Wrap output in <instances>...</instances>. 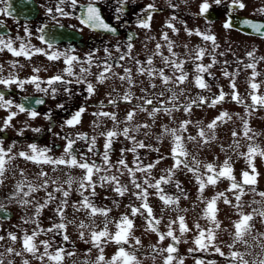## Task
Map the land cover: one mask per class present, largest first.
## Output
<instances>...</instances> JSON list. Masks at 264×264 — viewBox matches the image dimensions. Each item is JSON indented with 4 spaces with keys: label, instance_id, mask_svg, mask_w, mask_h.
Wrapping results in <instances>:
<instances>
[{
    "label": "rangeland",
    "instance_id": "obj_1",
    "mask_svg": "<svg viewBox=\"0 0 264 264\" xmlns=\"http://www.w3.org/2000/svg\"><path fill=\"white\" fill-rule=\"evenodd\" d=\"M4 1L0 0V17L5 16L3 12ZM81 1L89 0H77V4ZM97 2H105L110 6L111 2H118L120 4L124 0H97ZM203 2L204 0H126V3L129 5V11L123 15L124 21L125 24L132 23L131 27L137 33V37L132 41L133 47L131 50H138L137 55H139L138 60L141 62L140 66L147 68L146 61L151 57L153 68H164L165 75L172 77L174 69L170 66H165L162 57L168 56L169 59H176L177 62L181 60L185 61L183 71L187 73V79L183 84L179 86L176 84L164 86L159 77H156V87L152 88L150 85L154 83L149 84L152 78H149L147 74L140 75L137 69H131L134 87L129 88L127 81L122 82L117 77H113L111 80L108 79L106 81L107 83L110 80L108 85L103 83L99 87L94 86L95 91L91 96L93 103L90 106V111L83 113L85 119L83 124L77 125L74 128L63 126L47 128L49 132L46 135L38 134L33 129L24 127L23 121L25 122L29 118H19L18 120L14 118L10 122V126L5 127L3 122L8 116V109L0 108V128L4 129L0 131V141H2L0 147H3L5 151L11 148L9 156L13 157V159H10L5 164L4 175L0 177L3 180V183L0 184V205L14 211V216L11 219L0 218V235L7 237L8 232H12L18 237L15 243H12L7 238L0 241V260H3V264H9V261L12 264H23L24 260H27L29 264H53L47 257L41 261L36 259L31 253L24 252L21 237L24 232L31 234L33 230H47L52 228L54 224L62 222L55 212V209L63 199L61 192L54 193L55 200L49 201L48 206L41 211L38 217L35 215V207L37 204L44 203L47 199V192H53L57 187L69 190V186L66 183L69 177L73 178L74 183L71 185L68 204L64 209L63 222L67 225L66 230L63 232H41L35 241L38 245L37 255H40L44 251L41 241H49V253H55L61 247L65 249L62 264H96L97 257L101 253L99 249L93 248L91 243H85L86 240H90V233L92 231L99 232L103 230L107 222L108 231L114 234L117 231L116 222L122 216L127 215L133 221L131 236L138 238L141 243L136 245L135 240L130 238L129 243L123 245V247L129 252L135 249L136 258L140 264H165V258L168 254L160 250L166 249L173 241L171 238L160 241L155 232L145 231L147 225L144 216L140 214L136 216L131 215L129 205L138 207L141 203V201L133 196V192H138V189L132 186L127 169L119 168L117 162L123 159L129 168L135 170L136 164L147 166L159 159L160 162L148 172H135L136 181L145 188H147V185H144L145 179L150 180L151 183H155L161 177L167 178L169 176L168 170L172 169L174 165V160L171 158L173 137L169 134H163L164 128L166 126L168 129H179L181 122L186 120H190L191 123L187 125V130L182 133V136L185 148L189 154L187 160L190 165L192 164L193 157H195L202 173L206 164H213L215 169L219 171L225 160H227L233 170L232 175L237 182L241 181V174L247 171L250 175H256V184L254 185L255 191H252L251 186H244V194L241 195L239 202L242 205L240 208L232 206L237 203L235 200L237 193L235 191H228L231 184L227 179L221 178L215 186L207 185L201 196L198 191L199 185L197 184L196 176L183 167V165L172 173V183L161 184L164 194L179 197L177 204L165 208L163 202L156 194V190L148 188L147 203L153 210V217L160 220V223L156 225L158 230L162 233L167 232L169 221H176L172 225V229L180 242L175 244L177 251L173 254L175 259L172 264H178L180 261H182V264H197V261H201L203 264H233L230 259H226V257H230L232 251L241 253L247 264H260L261 261H264V237L261 235L264 234V219L253 212L254 209L264 211V197L258 194L264 192V157L255 155L252 158V166L255 168V173L252 172V168L249 167L246 160L250 146L264 151V107L256 106L255 110L252 107H245L246 105H252V90L249 87V83L253 70L245 67L246 64L253 62L247 55L249 52H253L256 61H258L255 71L259 75L256 76L254 81H251L260 85L255 94L264 96V60L260 59V57H264V38L245 35L232 27H224V21L231 10L236 13L264 18V15L257 12V9L264 7V0H241L245 5L242 10L230 9L229 5L232 3V0H222V3L219 5L215 3V0H207L210 5L209 9L217 12V19H207L204 15L200 14V6ZM69 3V0H66L63 7ZM149 4L154 5L155 8V11L151 13L150 28H139L137 27V22L142 18V9ZM172 17H175V19H172ZM13 22L16 21L8 18V23ZM17 23L21 24L22 22ZM168 23H171L177 31L173 32L172 29L168 28L166 26ZM185 29L193 33L198 30L201 33L214 36L216 47L214 48L212 41H205L202 37L194 34L188 35ZM17 30L19 31V29ZM164 33H167L168 38L173 42V51L177 56L173 57L168 52L167 42L162 39ZM1 37L5 41H8V36ZM95 38L107 40L110 44L114 43L115 45H118L116 43L118 40L124 39L122 43L123 48H125L124 45L127 43L125 37L116 38L96 35ZM29 39H32V37H29ZM157 44L161 45V55H154ZM201 48L205 50V55L203 59L197 60L195 58V50ZM124 53H127V49ZM132 53H130V56L137 57L135 52ZM213 58H215L216 63L213 64L208 72L203 74V79L209 87L207 89H200L195 85L196 65L201 64L206 66L211 64ZM225 71L230 73L229 77H225ZM175 75L179 76L180 72L176 71ZM0 78H8L7 48L0 51ZM140 81H143V83L139 84ZM233 81L235 82L236 92L243 103H236L231 98L233 90L230 84ZM0 87L8 88L4 85H0ZM168 88H171L176 93L174 103L180 108L179 111H173L171 115L159 112L153 120L148 114L152 108L149 106L147 107V111L135 109L136 115L132 121L128 122L126 121L127 113L134 110V107L123 103H118L120 106H108L110 98L122 100L121 97L124 93L130 91L132 99L136 101H142L143 99H137V97H143L154 100L156 107H159L161 102H164L166 107H172L171 103H167L172 96V92H169ZM141 89L145 91H141ZM221 89L225 93L224 101L218 103L215 107H209L208 105L219 95ZM161 93H163L162 96L160 95ZM4 97L6 100H11L13 106L19 104V96L15 100L9 99L8 95H4ZM200 97L205 99V104H199ZM194 100L197 103L192 105L190 114L185 113L181 106L190 104ZM101 102H103L104 107L100 106ZM135 104L137 103L135 102ZM10 108L14 109L13 107ZM15 109L17 108L15 107ZM101 111L115 113L116 123L108 117L92 115L94 112L98 113ZM223 112L228 113L231 119H228L226 116L223 121H217L214 129L215 139H211L213 131L207 129L206 126ZM244 121H247L250 129L247 137L244 134ZM143 124H147L149 127H141L138 131L129 132V136L134 137V140L125 138L123 135L113 138L109 150V164L112 167L108 169L103 160L105 136L102 133L106 134L110 130L122 133L125 127L136 129L138 125ZM201 128L205 130L209 138V143L203 144L202 147V141L199 140V137H197L196 142H189L187 139L189 136H197ZM75 129L79 132L87 131L89 133L90 142L82 144L83 146L92 145V138L95 137V145L94 147L92 145L93 150L89 158L90 163L98 160V162L94 163L101 168V171L94 173L92 176V181L96 185V195H91V189L84 191V195L89 196L97 208L110 209L106 218L99 214L90 217L88 211H75L72 207L73 204L78 205L82 199L78 189L79 182L85 175L83 169L59 165L53 170V166L50 164L37 165L19 156L20 152H30V144H35L39 149L47 148L49 144H52L54 148L56 143L63 142L61 143V149L56 150L54 148L53 151L48 152V155L53 159L59 158L64 155V148L66 146L64 140L60 137L63 133L72 130L76 131ZM3 132H7L8 136H4ZM233 132L236 133L235 136H233ZM137 142H143L145 147H138ZM97 147L100 148L99 154L96 152ZM133 147H136V151H129ZM152 149H158V151H153ZM5 159L7 160L8 157H5ZM180 159L184 158L180 157ZM41 171L46 172L47 176L41 178L38 175ZM113 175L118 177L121 186L127 187V191L123 196L118 195L113 190L114 184L100 180L101 176L110 177ZM45 179L48 181L46 191L41 189L32 193L29 197H23L21 193L19 198H12L15 196L16 185L18 183H24L23 191L26 192L28 191L29 184L39 186L43 184ZM53 181H56V183L54 184ZM176 182H179L183 193L177 189ZM220 192H223L228 197L231 204L226 205L223 202V198L217 200L216 219L220 222V227L215 229V239L209 244L208 248L201 250L194 243L195 238L199 235V231L195 225L198 223L205 230L214 227L207 219L203 218L206 204L202 200L209 201ZM185 195L187 199L184 198ZM18 199H28L30 203L27 206H21ZM162 209L164 210L162 211ZM184 209L187 211H184ZM240 212L253 214L254 218L250 222L252 232L250 235L245 236L246 245L236 243L233 248H229L228 245L233 244L235 231L233 222L239 220ZM178 216L185 218L188 231L183 234L179 231ZM33 217H35L37 223L24 222L26 219ZM81 222L88 225V227L81 229ZM81 232L84 233V239L80 238ZM65 234L69 238L67 241L63 239ZM130 245L134 246V249ZM153 246H155V250ZM9 247L14 249L11 254L7 252ZM102 247L106 262L112 259L120 246L112 242H102ZM216 247H219L225 255L221 256L218 254L215 250ZM16 252H20L21 255H15ZM68 252H72L74 255L68 256Z\"/></svg>",
    "mask_w": 264,
    "mask_h": 264
},
{
    "label": "snow or ice",
    "instance_id": "obj_2",
    "mask_svg": "<svg viewBox=\"0 0 264 264\" xmlns=\"http://www.w3.org/2000/svg\"><path fill=\"white\" fill-rule=\"evenodd\" d=\"M66 2V0H59V4L56 7V12L60 13L61 15H67V13L64 12V9L61 5H63ZM71 5L76 6L77 0H69ZM126 2V0H124ZM97 0H89V3L87 6H84V11L82 15L79 17L80 24L83 25L84 27H87L91 30H102L105 32L109 33H115L116 29L111 27L108 23L105 22V20L102 18L100 14L99 8L96 6ZM215 3L217 5L222 3V0H215ZM210 5L208 4L207 0H204V2L200 6V14L203 15L205 14ZM245 5L244 3L241 2V0H232V3L229 5L230 9H244ZM122 11L121 7H117L116 12L120 13ZM155 11L154 5L149 4L147 5L144 9H142V18H140L137 22V27L142 28V29H149L150 28V21H151V13ZM49 12H51V9H49ZM257 12L260 13L261 15H264V7H261L257 9ZM7 13V10H5V14ZM172 19H175V17H172ZM244 23L250 27L254 32L259 34L260 36L264 37V23H254L252 21L245 20ZM168 28L172 29L173 32H176L177 30L175 27L171 24L168 23L166 25ZM225 28H231L232 23L231 20H227L224 24ZM82 30V29H81ZM43 31V29H41ZM185 31L188 32V35H197L202 37L203 40L205 41H212L214 48L216 47L215 45V37L212 35L204 34L199 32L198 30L193 33L192 31L185 29ZM41 41L44 40V37H40ZM134 39L133 35L128 36V42L124 45V47L127 49L126 54H120L116 58V66L121 67L119 61H123L126 58H131L130 53L131 49L133 47L132 41ZM162 39L167 42V48L168 52L173 56H177V54L173 51V42L168 38V34L164 33L162 35ZM51 48L52 45H49ZM185 47H187L185 45ZM4 48H7L9 52H11L14 56H25L26 58H30L29 52L31 51L26 45L23 43L21 44L20 48L14 49L12 47V42L5 41L2 37H0V51H3ZM160 48L161 45L157 44L156 45V51L154 52V55H161L160 53ZM106 56L105 60L103 63H96V67L102 68V71L99 73V75L96 77L97 83L103 84L106 80L111 79V77L108 75V73H112L113 76H116L117 74L113 72V64L110 63V61L113 60V57L111 56V53L109 52V49L105 48L104 49ZM120 51L119 46H117V52ZM36 52H40L39 49H36L32 54H35ZM46 54V53H45ZM205 55V50L204 49H197L195 50V58L197 60L203 59ZM223 55V53H221ZM248 57L253 60L252 63H248L245 65L246 68L252 69V76L250 77V83L249 87L252 90L251 93V100H252V105L251 106H245L247 107H252L253 110H255L256 106L264 107V96H258L255 94V92L259 89L260 85L251 82L254 81L256 76L259 75L255 71L256 69V61L255 55L253 52H249ZM63 56V62L66 65L64 68V73L68 76H73V64L74 62L77 64L80 63H85L88 65V67H81L80 72L81 74L84 73H90V69L93 66V56L94 53H89L87 58L81 62L80 59L77 56L74 55H68L67 53H60V52H53L51 55H48L47 58L49 60H57L60 59V57ZM261 60H264V57H260ZM163 63L165 66H170L174 69V73L172 77H169L165 75L164 68L160 69H155L152 67V58L149 57L146 61V64L148 65L147 68L140 66L138 67L137 71L140 75L147 74L149 78H156L159 77L161 80V83L164 86H167L169 84H176L179 86L180 84H183L186 79H187V73L183 71V66L185 61H179L177 62L176 59H169L168 56H163L162 57ZM215 58H213V61L211 64L208 65H201L197 64L195 71H196V77H195V85L196 87L200 89H207L209 86L206 84L205 80L203 79V74L208 72L210 68H212L213 64H215ZM137 65H141V62L139 60H136ZM14 66V65H13ZM179 71L180 75L176 76L175 72ZM33 72L38 73L39 69H33ZM225 77H229L230 73L227 71L224 72ZM119 79L124 82L127 81L129 88L134 87V83L132 80V75H131V69L124 68V75L119 76ZM77 83H83V79L81 77L76 78ZM26 83H32L35 84L37 87L38 91L41 92H47L48 89L46 88H40V81L38 76H33L32 78L28 80H17L15 77H8V78H0V85H4L5 87H8L12 84H17L19 86H23ZM45 83L48 85H53L56 83H69V81H65L62 76L57 75L54 77L49 78ZM152 88H155V84L150 85ZM230 87L232 88V100L235 101L236 103H243L241 98L239 97V94L236 92V86L235 82L233 81L230 84ZM55 91V90H53ZM94 87L93 84L88 83L87 84V92L89 95L94 94ZM115 91V89H113ZM141 91H145L144 89H141ZM169 92H172V96L170 100L167 103H171L172 107H166L164 102H161L159 107H156L153 104V101L151 99L143 98V97H137V99H143L142 104H137L134 107V110L129 111L126 116V121L130 122L133 120L134 116L136 115L135 109H139L140 111H147V108L145 107L146 105L152 106L151 111L148 113L150 117L155 118V115L159 112H164L167 115H171L173 111H179L180 108H178L174 101L176 100V93L172 91L171 88H168ZM182 94V93H181ZM161 96L163 93L160 94ZM27 99V98H26ZM121 99L126 102V103H131L132 101V94L131 92H125L124 95L121 97ZM225 99V93L223 90H220L219 95L211 101V103L208 105L209 107H215L218 103H222ZM37 104H42V100H37ZM108 103L110 105L115 106L117 101L115 99H109ZM197 101H192L190 104H185L182 105L181 107L185 111V113L191 112V108L193 104H196ZM206 101L203 97L199 98V104H205ZM101 107H104L103 102H101ZM13 107V102L11 100H6L3 93H0V108H4L7 110L8 108ZM15 107L18 109L19 112L23 113L28 111L30 118L34 119L38 115V113L35 110H29L25 107L24 104H17ZM59 107H63V105H59ZM85 111L83 107H81L77 112H75L71 119L67 120L65 123L69 127H74L76 124L80 122V118L82 113ZM17 113L16 112H11L7 118L4 120V126H10V122L12 119L15 117ZM93 116L97 117H108L111 119L114 123H116V114L115 113H109V112H94L92 114ZM228 117V119H231L230 116H228V113L223 112L221 113L218 117H216L215 120H213L211 123H209L206 127L209 130L213 131V135L211 139H215L214 135V129L216 127L217 121H223L224 117ZM45 118L48 119L49 116L46 114ZM190 120H186L181 122V125L179 129H168L166 126L164 128V133L163 134H169L173 137V146L171 148V158L174 160V165L172 169H169V176L167 178L161 177L160 180H157L155 183H151L150 180L145 179L144 180V185H147V188H145L143 185L138 183L135 179V172H142L146 173L148 172L151 168H154L156 164L160 162V160H156L154 163L148 164L147 166H143L141 164H136L135 170L132 168H129L128 165L125 163L123 159H120L117 163L119 165V168H124L127 169L130 180L132 183V186L135 189H138V192H133V196L136 197L137 200L141 201L140 205L138 207L129 205L131 208V215L136 216L137 214H140L144 216L145 222L147 227L145 228V231H151L155 232L160 241H163L166 238H171L173 243L169 244V246L166 249H162L160 251L166 252L168 255L165 258V264H172L173 260L175 259L174 253L177 251L175 244H178L180 241L174 234V231L172 229V225L176 223V221H169L168 224V231L167 232H160L156 225L160 223V220H157L153 217V210L147 203L148 199V188H153L156 190V194L158 195L159 199L163 202V205L165 208H167L170 205L177 204L179 201V197H172L164 194V189L161 187V184H169L172 183L171 180V175L174 172L175 169L179 168L181 165L183 167L187 168L189 172H191L194 176H196L197 184L199 185V193L202 196L204 189L207 185H213L215 186L217 182L223 178L227 179L231 186L228 189V191H235L237 194L235 195V200L237 203L235 205H232L233 207L240 208L242 205L239 203L241 200V195L244 194V186H251L252 191H255L254 185L256 184V175L252 174L250 175L249 172L245 171L241 174L242 179L241 181L237 182L235 177L232 175V168L229 165L228 161L225 160L224 164L221 166L219 171H217L214 167L213 164H206L204 165V172L202 173L200 170V165L199 163L195 160V157H193L192 164L190 165L188 163L187 157H188V152L185 148L184 144V138L182 136V133L187 130V125L190 124ZM148 128L149 125L143 124V125H138L136 129H129L125 127L122 131V133H117L115 130H110L106 134L102 133V135L105 136V144H104V154H103V160L105 165L107 166L108 169L112 167V165L109 164V150L111 148L112 140L118 135H123L125 138L128 139H133L134 137L129 136L130 131H138L139 128ZM3 128H0V131H3ZM33 131L39 132L40 129H33ZM250 131L248 127L247 121H244V134L247 137L248 132ZM236 133L233 132V136H235ZM197 137H199V140L202 141L201 147L203 144L209 143V138L207 137V134L203 128H201L197 136H189L187 139L189 142H196ZM67 141L66 146L64 148V155L53 159L48 155V152L50 149L47 148H37L35 144H30L29 149L30 152H20L19 156L22 157L25 160H29L34 164L41 165V164H50L53 166V170H55L56 166L59 165H64L66 167L72 168V167H78L80 169H83L85 172V175L79 182V194L82 197V199L79 201V204H73L72 207L75 209V211H81V210H86L88 211V214L90 217H94L96 215H102L105 218L108 215V212L110 209L106 208H97L91 201L89 196L84 195V191H87L88 189H91V195L95 196V188L96 185L92 181V176L94 173H99L101 171V168L96 165L94 162L89 163L87 162V159L85 157H81L80 160H77L76 156L73 154V144L75 141L71 138L68 137H62ZM78 139L84 140L87 139L85 135H80ZM250 139V138H249ZM0 144H2V141H0ZM92 145L94 147L95 145V137L92 138ZM137 146L140 148L145 147L143 142H137ZM93 148H89V151H92ZM153 151H158V149H152ZM129 151L135 152L136 147H133L132 149H129ZM11 152V148L8 149V151H5L3 147H0V177H3L4 172H5V164L8 163L10 159H13V157L9 156V153ZM123 152V150H122ZM255 155H260L261 157H264V151H260L258 148H253L249 147L248 154L246 156V160L249 164V167L252 168V172L255 173V168L252 166V158ZM5 157H8L6 160ZM180 157H183L184 159H180ZM139 159V158H137ZM118 168V170H119ZM22 174V173H21ZM123 174V173H121ZM41 178H44L47 176V173L44 171H41L38 174ZM100 180L102 182L106 183H112L115 185L114 191L118 194L123 196L125 192L127 191L126 186H121L119 183V179L117 176H101ZM3 183V180L0 179V184ZM55 184L56 181H53ZM66 183L69 186V190H64L63 187H57L54 189L53 192H47V199L44 201L43 204H37L35 207V215L38 217L41 211L48 206L49 201L55 200V192H61L63 199L60 201L59 205L55 209L56 215H58L61 219L62 222L54 224L52 228H49L47 230H33L31 234H28L27 232H24L23 236L21 237V242H22V249L24 252L31 253L36 259L43 261L45 257L53 264H62V261L64 259L65 255V249L58 248L55 253H49L48 248H49V241H41V244H43L44 251L40 255H37L38 252V245L36 244V237L41 234L43 231L47 232H63L66 230L67 225L63 222L64 220V209L68 204V198L70 196V189L72 183H74V180L72 177H69ZM176 187L183 193V189L181 188L179 182H176ZM48 188V181L45 179L43 184L39 186H33L31 184L28 185V191H23L24 189V183L20 182L16 185V193L15 196H13V199H17L20 197L21 193L23 194V197H29L31 196L32 193L40 191L41 189H44L45 191ZM82 190V191H81ZM261 197H264V192L258 193ZM185 199H187V196H184ZM223 198V202L226 205H230L231 201L228 199L227 196L223 192L217 193L216 196H214L211 200L209 201H203L206 204V207L204 209V217L209 221L210 224L214 225V227H210L207 230L203 229L200 227V225L197 223L195 225L196 229L199 231V235L195 238L194 243L197 245V247L201 250H205L208 248L209 244L215 239V229H218L220 227V222L216 219V213H217V207L216 203L217 200ZM18 202L21 204V206H27L30 201L28 199H18ZM164 209H162L163 211ZM0 211H4V208L2 205H0ZM184 211H187L184 209ZM253 212L256 215H259L262 219H264V211H260L257 209H254ZM239 220L233 222V227H234V235H233V244L228 245L229 248H233L236 243H241V244H247V241L245 240V236L250 235L252 232V225L251 221L253 220V214H244L243 212L239 213ZM178 221H179V231L181 234L184 232L188 231L187 226L185 224V218L183 216H178ZM25 223H37L35 217L31 219H26L24 221ZM70 223V222H69ZM116 229L117 231L113 234L108 231L107 228V222L105 223V227L103 230L97 232V231H92L90 233V240H86L85 243H91L93 248H97L100 251V255L97 257L96 264H140V262L137 260L136 255H135V249L134 246L130 245V247H133V251L129 252L127 251L123 245H126L129 243V239L132 238L135 240V244L139 245L141 242L138 238L132 237L131 232L133 228V221L129 219L127 215H124L120 218L119 221L116 222ZM88 225L84 224L81 222L80 228L81 229H86ZM262 237H264V234H261ZM10 240L12 243H15L18 239L17 235L12 232H8L7 237L4 235H0V241H3L5 239ZM80 238L84 239V233H80ZM63 239L67 241L69 238L65 234L63 236ZM255 239V238H254ZM207 241V242H206ZM102 242H112L115 243L116 245L120 246L117 253L112 257L110 261L105 262V258L103 256V247H102ZM154 250H155V246ZM216 252L220 254L221 256H224L225 254L221 251L219 247L215 248ZM14 251L13 248L9 247L7 249L8 253H12ZM191 251V249H190ZM15 255L19 256L21 255L20 252H16ZM68 256L74 255L72 252L67 253ZM226 259H230L233 264H247V261L243 259V255L237 251H232L230 254V257H226ZM0 264H3V260H0ZM9 264H12L11 261H9ZM23 264H29L27 260L23 261ZM178 264H182V261L178 262ZM197 264H203L201 261H197ZM260 264H264V261H261Z\"/></svg>",
    "mask_w": 264,
    "mask_h": 264
},
{
    "label": "flooded vegetation",
    "instance_id": "obj_3",
    "mask_svg": "<svg viewBox=\"0 0 264 264\" xmlns=\"http://www.w3.org/2000/svg\"><path fill=\"white\" fill-rule=\"evenodd\" d=\"M5 2L6 0L4 1V5ZM36 2L38 4V13L34 18L19 19L8 14V12L5 14V16L0 17V21L4 22L9 28V32L7 34L0 35V37L8 36V41L10 40L12 42V47L14 49L18 50L23 43L31 50L29 52L30 58H26L23 55L14 56L11 52L8 51V77L12 76L17 80H28L33 76H38L40 81V88H46L48 89V91H38L36 85L32 83H26L22 87L17 84H12L8 86V94L3 95H8L9 99L14 100L19 96V101L22 96L26 95L41 96L44 100L42 104L27 108L29 110H35L38 113V115L36 116L37 119L30 118L28 111L23 113L19 112L18 109H15V106H13L14 109L8 108V115L11 112H16L17 114L14 118H16L17 120L19 118H29L28 120H25V122L23 121V126L30 129L38 128L40 129V131L36 133L46 135L49 132L47 128L62 126L69 127L65 122L71 119L72 115L81 107L85 109L83 113H86V111H90V106L92 105L93 101L91 100L92 95H89L87 92V84L91 83L93 84V87L101 86V84L97 83L96 77L102 71V68L96 67L95 65L96 63L104 62L106 56V53L104 51L105 48L109 49V52L113 57V60L110 61V63L113 64V72L117 74L116 76H113L112 73H108L111 79L113 77L119 78V75H124V68L134 70L138 69L140 65L136 64V60L139 59V55H137L138 50H131V53L135 52L137 57L134 56V58L131 56V58H126L123 61H119L120 65H122L121 67L116 66V58L120 54H125L124 52L126 49L123 48L122 44L124 39L118 40L116 42L118 43V45H115L114 43L110 44L107 40L95 38V36L98 35L116 38L125 37V39H127V31L129 29H132L133 27H131L132 23L125 24L123 16L125 12L122 7L123 3L119 4L118 2H111V5L109 6L105 2H99L106 19L112 22L118 28V32L116 34H108L97 30H91L80 24L78 15L79 6L80 4L89 1H81L80 3L76 4V6H73L71 5V3H69L63 7V5L65 4L64 3L61 6L63 7L64 12L67 13V15L63 16L60 13L57 14L56 12V7L59 4V0H36ZM117 7L122 8V11L120 13L116 12ZM49 9H51V12H49ZM3 12L5 13V10ZM8 18L16 22L8 23ZM17 22L22 23L18 24ZM47 24L65 25L68 28L76 31L75 37L57 41H49L44 38V40L41 41L40 37H44V29ZM17 29H19V31ZM41 29H43V31H41ZM29 37H32V39H29ZM126 41L128 42V39ZM49 45H52V47L50 48ZM117 46H119L120 48L119 52H117ZM36 49H39L40 52L32 54ZM53 52L67 53L68 55L77 56L81 62H83L87 58L89 53H94V63L90 69L91 74H81L80 72V68L82 66L86 68L88 67L87 64H77L74 62V75H66L63 71L66 67L63 62V56H61L60 59L57 60H49L47 58V56L51 55ZM34 68L39 69V72H33ZM57 75L62 76L63 79L65 81H69V83H56L51 86L45 83L49 78ZM77 77H81L84 82L77 83ZM106 81L104 83H106ZM109 81L105 85H108ZM155 82L156 78H152L149 84H155ZM141 83H143V81H140L139 84ZM111 85L113 84L111 83ZM116 101L117 103L115 106H120L118 103H123L125 105L135 107V105L143 103V100L136 101L134 99H132L131 103H126L123 100ZM152 101L154 104V100ZM135 102L137 104H135ZM59 105H63V107H59ZM108 106L115 107L110 104H108ZM149 106L150 105H146L145 107L147 108ZM83 113L81 115L80 122L74 127H77V125L80 126L81 124H83V121H85ZM46 114L49 116L48 119L45 118ZM75 130L76 131L72 130L70 132L63 133L60 138L68 137L73 139L75 141V143L73 144V154L76 156L77 160H80V158L83 156L87 159V162L90 163L89 157L91 156L92 151H89V148H92V145H82L84 143L90 142V136L88 135L89 133L87 131L79 132L77 131V129ZM80 135H85L87 139H78ZM63 140L66 144L67 141L65 139ZM61 143L63 142L56 143L54 148L56 150L61 149ZM54 148L52 144H49L47 147V149H50L49 152L53 151ZM96 152L97 154L100 153L99 147L96 148ZM94 162H98V160H95Z\"/></svg>",
    "mask_w": 264,
    "mask_h": 264
},
{
    "label": "water",
    "instance_id": "obj_4",
    "mask_svg": "<svg viewBox=\"0 0 264 264\" xmlns=\"http://www.w3.org/2000/svg\"><path fill=\"white\" fill-rule=\"evenodd\" d=\"M84 6H87V4L81 5L78 13L79 16L82 15L84 11ZM96 6L99 8L100 14L102 18L105 20V22L108 23L111 27L116 29L115 32L116 34L118 32V29L103 17L100 5L96 4ZM123 7L125 11H127L129 8L127 3H123ZM5 9L7 10L8 13L12 14L13 16L19 19H26V18L31 19L36 17L38 13V4L36 0H6ZM203 15L208 19L218 18L217 12L212 9H208V11ZM229 19L231 20L232 27L238 28L239 30L249 34H257V33L254 32L250 27H248L244 23L245 20L252 21L254 23H264V19L253 18L247 15L233 12L232 10L228 13V20ZM8 32H9L8 26L4 22L0 21V34H7ZM75 33H76L75 30H72L65 25L47 24L44 29V38L49 41L71 39L75 37ZM129 35H133L134 38L136 37V33L133 30L128 31L127 39ZM0 92L3 94H8V89L0 88ZM37 100H42L44 102L41 96L26 95L21 97L20 104H24L26 108H31L33 106L38 105L36 103ZM4 136H7V133H4ZM3 208L4 211H0L1 218L9 219L13 217L14 215L13 211L5 207Z\"/></svg>",
    "mask_w": 264,
    "mask_h": 264
}]
</instances>
